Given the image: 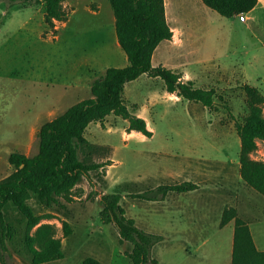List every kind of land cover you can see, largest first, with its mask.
Here are the masks:
<instances>
[{"label":"rangeland","instance_id":"1","mask_svg":"<svg viewBox=\"0 0 264 264\" xmlns=\"http://www.w3.org/2000/svg\"><path fill=\"white\" fill-rule=\"evenodd\" d=\"M97 2L99 12L93 14L87 11L85 4L95 9L97 3L65 0L66 19L55 21V25L50 27L42 15L41 3L32 8L0 0V179L14 171L8 161L11 152L37 153L41 125L90 95L76 85L80 75H88L92 71L90 65L97 75L104 73L107 67L125 66L124 58L127 57L117 41L110 2ZM75 5L76 13L71 14ZM190 9L188 21L195 35L185 37L182 44L167 41L164 43L166 48L162 44L154 63L159 65V61H167L177 72L194 79L195 86L213 88L216 91L214 109L182 97L173 100L160 95L154 103L150 92L154 86L160 92L164 84L161 78L141 75L130 81L124 92L127 105L133 110L132 105L136 104L135 113L145 116L157 134L154 138L146 136L145 139L137 135L128 136V121L114 114L108 115L103 122L90 123L86 138L108 148L95 159L104 161L111 157L112 165L85 177L75 187L72 201L61 200L64 207H44L34 196L29 199L35 214L45 217L37 226L53 225L54 236L62 241L64 257L43 264H81L90 256L102 264H132L125 254L131 250L132 244L119 235L113 223H103L100 218L99 198L103 193L113 191L122 194L127 215L136 220L138 227L163 236L152 247V255L158 264H195V256H188L181 238L174 236L165 225L166 215L162 206L159 205L160 210L152 212L151 219L147 220L139 209L142 201L130 194L146 192L139 198L149 200L151 195L160 194L151 188L157 180L161 179L163 184L180 183L182 180L177 175H162L163 162L187 160V156L195 154L194 151L205 153L212 160L206 163L212 172L218 170L222 161L239 158L241 138L238 128L252 112V106L261 109L264 117V53L256 39H264V9L258 8L255 12L261 20H258L260 27L252 29L255 37L203 3ZM174 10L177 19L175 23L171 19L170 23L183 27L182 21H186L180 18L187 15L181 13L179 2ZM222 24L225 28L220 31ZM218 56L234 69L233 76H222L217 60H212ZM242 73H246L250 85L256 86L259 98L247 95L243 89L247 83L241 80ZM206 129L211 134L205 137H213L219 149L207 147L204 136L198 134L206 132ZM189 133L191 135H187ZM186 138L190 139L189 144ZM256 141L258 147L251 157L264 160V139L257 138ZM161 147L172 156L151 152ZM177 152H180L178 157ZM235 178L233 185L238 191L243 181L240 177ZM247 190L240 192V213H237L247 218L242 217L250 223L257 245L264 248V196L252 188L250 195ZM238 197L234 199L236 204L228 207L238 211ZM3 213L11 226L7 264H32V254L25 241V216L11 202L4 205ZM63 221H68L73 229L67 237L62 228ZM37 226L30 231L31 234L35 233ZM233 229V223L220 231L201 226L198 242L202 244V251H213L217 255L216 261L222 264L229 245L232 247Z\"/></svg>","mask_w":264,"mask_h":264},{"label":"trees","instance_id":"2","mask_svg":"<svg viewBox=\"0 0 264 264\" xmlns=\"http://www.w3.org/2000/svg\"><path fill=\"white\" fill-rule=\"evenodd\" d=\"M20 4H43L44 18L48 26L67 17L65 0H9ZM210 9L224 17L245 14L252 10L257 0H202ZM115 17V31L121 48L127 55L129 64L125 67H108L105 73L91 84V96L82 99L62 113L44 122L38 132V151L34 155L13 151L8 156L14 171L0 179V264H7V240L11 226L6 222L3 207L13 203L27 221L25 241L32 254V264L61 259L64 257L62 241L54 236L51 224H40L42 215H36L29 203L35 197L44 207L59 205L62 199L70 202L75 187L91 172L111 165L112 160H96L107 147L93 143L86 138L90 123L103 122L114 114L128 121V132L140 131L151 136L145 118L136 114V104L132 109L127 105L124 90L127 82L143 74L163 80L165 90L189 101L199 102L214 109L216 91L213 88L195 86L191 79L184 81L182 74L166 66L152 63L157 46L171 39L173 31L169 26L164 0H109ZM243 89L250 98H259L256 86L245 84ZM241 138L239 153L240 175L243 182L264 196V160L251 157L257 147V138L264 139V117L262 110L252 106V112L238 128ZM197 188L193 182L159 185L161 194L168 191L185 192ZM152 189V191H154ZM145 193H131L142 197ZM157 199L156 194L148 197ZM120 192H105L99 198L100 218L103 223H113L119 235L132 244L125 254L132 264H158L152 255V247L163 236L148 232L137 226L134 218L127 215ZM237 209L226 207L221 226L235 220L232 264H264V250H259L254 242L249 224L238 215ZM35 233L30 231L36 227ZM65 237L73 233L68 221L62 222ZM81 264H102L95 257H87Z\"/></svg>","mask_w":264,"mask_h":264},{"label":"crops","instance_id":"3","mask_svg":"<svg viewBox=\"0 0 264 264\" xmlns=\"http://www.w3.org/2000/svg\"><path fill=\"white\" fill-rule=\"evenodd\" d=\"M89 1L91 4L97 3L95 9L88 7L87 3L85 4V8L87 9V11L89 12L91 11L93 14H97L99 12V4L97 0H89ZM164 2H165V12H166L167 22L173 31V36L171 39L162 41L155 49L153 56H152V63L154 66H157L154 63V60H155V57L157 56V51H159L162 44H163V47L165 48L166 46L164 45V43L167 41H173V42L176 41L178 44H182L184 43L185 37L188 38L190 36L195 35L194 28L189 24V21H188V10L193 5H198L199 3H203L202 0H164ZM178 2L180 3L181 13L187 15L185 16V18H182V17L180 18L181 20L186 21L185 23L182 21L183 27L173 26L170 23L171 19L173 23L176 22L177 15L175 13L174 6ZM26 5H29L27 7L34 8L35 7L34 5L36 4H26ZM40 5H41L42 15L44 16L43 4L41 3ZM258 8L264 9V0H257V4L255 5V7L249 12L244 14L245 20H241L240 15L238 14H234L231 17H225V18L228 21H231V24H235V25L238 24L239 26H242L245 29L243 32L245 33L251 32V35L255 37L256 34L253 33L252 29L253 27L259 26L258 20L260 19H258L255 14ZM76 10L77 8L75 5L74 9L71 11V14L76 13ZM190 11L192 10L190 9ZM34 12H35V9L32 13V16H34ZM113 20H114V26H115V17ZM224 26H225L224 24H222V26H219V30L221 31L222 28H225ZM256 39L259 40V44H260L259 48L261 52L264 53V39L259 38V37H256ZM229 51L230 50H228L226 54H228ZM124 59L126 63L125 66H127L129 64L128 58H124ZM212 60L214 61L217 60L215 62H216V65L218 66L219 72H222V76L228 75V74L229 75L231 74L233 76L234 69L231 68L228 64L223 63V61L221 60V58H219V56L212 58ZM159 65L166 66L176 71L174 68H172L167 63V61H159ZM90 68L92 71L88 75L82 74L76 80V85L78 89L83 90L86 94H90L85 98H88L91 96L92 82L95 79L101 77L106 71L105 70L104 73H102L101 75H97V72L93 68L92 65H90ZM180 73L182 74V79L184 81L191 79L188 77L187 74L183 72H180ZM143 75H146L147 77H151V76H148L147 74H143ZM155 79H158V77H155ZM191 80L194 81V79H191ZM241 80L249 84L248 83L249 80H248L246 73H242ZM128 83L129 82H127L125 85V90H126ZM152 88L153 89L150 92L151 93L150 96L151 98H153L154 103L157 102V100L159 99L156 97L160 95L171 97V98H166V99H173V100L179 99V96L177 95L176 92L170 93L166 91L164 84H162V88L160 92H157L155 86ZM138 115H141V113L139 112ZM143 118H145V116ZM146 121H147L148 129L152 132V135L147 136V137L154 138L157 134V130L150 125L148 120ZM205 131L206 132H202V131L198 132V134L200 136H204V139H205L204 141L207 142V147L211 148L212 150L219 149L213 137H205L206 134H211V132H209L210 130L206 129ZM126 134L128 136L137 135L140 139L146 138V135H144L140 131L133 130L129 132V134L128 133ZM187 135H191V133ZM218 135L219 133L217 134V136ZM186 142L189 144L190 139L186 138ZM106 145H109V144H106ZM109 146L111 147V145ZM188 148L190 149L189 145L187 147V150H189ZM111 151H112V148H111ZM151 152L154 154L159 153V154H164L166 156H172L171 153L163 151L162 147L157 149V151L151 150ZM194 152L195 154L191 156H187V160H184V161L178 160L176 161V163H171L170 160H168V161L163 162V165H165V167H162L164 168L162 175L165 177H172L173 175H177L180 178V180H182L180 183L193 182L197 185V188L190 190V191H185V192L168 191L165 194H161V193L158 195L156 194L157 199H149V200L142 199L141 200L140 198H138L140 201H142L139 206L140 207L139 209L141 210L142 215H144L146 219L149 220L151 219L152 212L160 210L159 205H161L166 215L165 225H167V228L172 232L174 236H176L177 238H181L183 244L187 248L188 256L190 257L193 255L195 256V264H220V262L218 263L216 261L217 255H214L212 253L213 251L211 250L202 251L201 249L202 244L198 242V234H199L198 232L201 230V226H205L206 229H211V230L215 229V231H220V230H223L225 227H228L231 223H233V227L235 229L234 219L230 220L224 226L220 225L222 213L226 207L231 206L232 204H236V201L234 199L238 196L239 197H238L237 208H238V212L240 213L239 202L241 200V195H240L241 190H244L245 188L248 189L247 192L250 195H251L252 190H250L251 188L249 189V186L245 185L244 182L241 185V189H239L240 191L239 190L236 191L234 188V185H233L234 177L241 178L239 158L231 159V160H228L227 162L222 161L221 166H219L218 170L216 172H212V170H209L210 167L206 164L212 160L206 157L205 153L198 152V151H194ZM179 153L180 152H177V157ZM111 165H108V167H110ZM158 172H160V169L158 170ZM171 184H177V183H171ZM159 185H164L163 183H161V179L157 180L154 187H151V188L156 189ZM217 200H220L221 202ZM241 217H243L244 219H247L244 215H241ZM234 229H233V234L231 236L232 247L231 245H229V249L227 251L228 254L224 258V261L222 264H232ZM250 230L253 235L251 227H250ZM254 242H255V239H254ZM215 244L217 245V242ZM255 245L259 250H264V248H260L256 242H255Z\"/></svg>","mask_w":264,"mask_h":264},{"label":"built area","instance_id":"4","mask_svg":"<svg viewBox=\"0 0 264 264\" xmlns=\"http://www.w3.org/2000/svg\"><path fill=\"white\" fill-rule=\"evenodd\" d=\"M240 19L241 20H245V15L244 14H240Z\"/></svg>","mask_w":264,"mask_h":264}]
</instances>
